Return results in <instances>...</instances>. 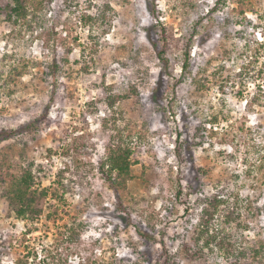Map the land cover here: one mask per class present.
<instances>
[{"label": "rangeland", "instance_id": "obj_1", "mask_svg": "<svg viewBox=\"0 0 264 264\" xmlns=\"http://www.w3.org/2000/svg\"><path fill=\"white\" fill-rule=\"evenodd\" d=\"M77 2L70 9L55 0L34 31L0 16V132L34 125L0 143V264H44L57 251L71 264H154L164 249L172 264H231L216 248L206 258L184 248L197 249L207 199L216 195L225 201L216 217L222 233L237 248L264 244V79L262 90L242 84L243 97L237 79L228 84L264 43V0ZM83 15L96 24L83 26ZM77 36L82 46L70 54L65 41ZM164 38L168 65L158 56ZM200 83L207 86L198 91ZM116 126L135 151L133 179L119 192L127 212L99 171ZM178 135L193 139L183 162ZM28 167L36 188L57 189L61 171L69 188L66 204L49 196L33 222L8 211L4 198ZM71 228L80 237L69 245L62 239Z\"/></svg>", "mask_w": 264, "mask_h": 264}, {"label": "trees", "instance_id": "obj_2", "mask_svg": "<svg viewBox=\"0 0 264 264\" xmlns=\"http://www.w3.org/2000/svg\"><path fill=\"white\" fill-rule=\"evenodd\" d=\"M154 1V0H153ZM219 2V1H218ZM55 3V0H0V16H4L5 20L14 25V26H22L27 27L29 30L34 31L35 28H42L43 22L45 21V11L47 8L51 9ZM62 4L64 7H68L72 9L74 4H78L77 0H62ZM213 12L217 9H212ZM157 10L155 7L152 9V13L155 16ZM156 17V16H155ZM80 23L87 27L93 26L96 24V19L92 16L83 15L81 17ZM56 32V24L52 27L50 31H48L49 38H53ZM93 34V33H92ZM92 36H96L95 34ZM96 38V37H92ZM79 37L74 38V45H69L67 40L65 41L66 49L68 53H73V47L79 43ZM166 40L162 41L163 48L159 51L158 56L160 60L169 64V60L167 59V45ZM158 45V44H157ZM156 45V46H157ZM81 44L78 47L81 48ZM96 45H94V48ZM264 48V43L258 46L257 49L252 51L251 54H247V57L243 59L241 67L234 73V76L228 77V84L232 83L234 85L237 81L242 84L248 83L250 80L255 82V85L260 87V81L264 79V53L260 51L261 48ZM83 52L86 50L83 47ZM95 51L94 49H92ZM83 55V53H82ZM263 59V61H262ZM247 60V61H246ZM56 69H59L57 63L55 62ZM26 67V66H25ZM190 67V52L186 53V61L182 66V69L187 73ZM84 71L88 72V68H85ZM217 73L215 74L216 77ZM22 76V73H20ZM219 78V76H218ZM203 84V83H200ZM222 85H225L223 83ZM227 85V84H226ZM207 85H198V91L205 88ZM243 88L236 92V96L243 97V90L247 85H242ZM225 86H221V90H224ZM258 88V89H259ZM260 90V91H261ZM264 94V91H261ZM261 96L255 95L252 98L251 102L254 105L261 106ZM110 106L114 108L115 103L110 101ZM215 121H218V117L214 118ZM34 128L33 124H26L18 129H9L3 130L0 132V143L3 141L10 140L17 136L22 131H31ZM116 134L114 135V143L109 149L107 157L101 161L99 165V171L103 175L105 181L107 182L110 189H112L116 195L122 211L127 212L122 205L121 197H119V192L125 190L127 188L128 182L133 179L132 175V166L133 161L132 158L135 154V151L132 147L124 145V130L120 127H115ZM179 139L181 135H178ZM193 139L185 137L183 141H179L178 149L176 150V156L179 161L183 162L184 156L183 153L190 152L192 150ZM2 168V167H1ZM63 176V171L58 173V180L55 185H57V189L54 190L53 187H44V188H36V177L33 169L28 167L22 169L20 175H13L9 187L6 189L4 193V198L6 200V209L8 211L14 212L17 217L22 221H30L33 222L37 220L44 212L43 202L49 196L53 198L55 201H66V193L69 188L66 185L61 177ZM183 185L180 186V190L176 193V198L179 199L183 194ZM54 190V191H52ZM63 192H62V191ZM207 201L211 206V209H204V217L200 221L199 228L196 233V239L194 241L197 249H191L190 244H185L184 248L190 254V257H200L206 258V250L214 252L216 248L224 256H226L228 262L231 264H264V244L260 243V245L256 246H246L244 244H240V248L236 247L233 238L230 235L222 233L220 229L216 217L219 213V208L224 204V199L221 198L220 195H216L213 198H208ZM239 202V201H238ZM53 206L50 205V208ZM54 213V212H53ZM52 212L49 214L52 215ZM235 209H233L225 219V224H231L235 219ZM127 216L130 217L129 213ZM48 216V217H49ZM224 230V229H223ZM146 236V235H144ZM80 237V233L77 228H71L70 232H68V236L62 239L63 243L75 244L78 242ZM231 237V238H230ZM152 241L156 240L154 237H148ZM156 242V241H154ZM58 250V249H57ZM66 252L71 253V247H67ZM35 258L37 253L34 252ZM172 255L164 249V251L160 254V256L154 261V264H172L173 259ZM250 258H252V262L250 263ZM52 262V264H71L69 261L63 257L62 253L59 251L54 254L51 252L43 259V263Z\"/></svg>", "mask_w": 264, "mask_h": 264}]
</instances>
